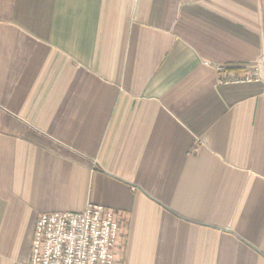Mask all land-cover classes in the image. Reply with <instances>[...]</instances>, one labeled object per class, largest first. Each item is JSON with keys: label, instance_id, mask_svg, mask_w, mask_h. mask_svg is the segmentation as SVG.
Masks as SVG:
<instances>
[{"label": "crops", "instance_id": "1", "mask_svg": "<svg viewBox=\"0 0 264 264\" xmlns=\"http://www.w3.org/2000/svg\"><path fill=\"white\" fill-rule=\"evenodd\" d=\"M88 204L115 264H264V0H0V264Z\"/></svg>", "mask_w": 264, "mask_h": 264}, {"label": "built area", "instance_id": "2", "mask_svg": "<svg viewBox=\"0 0 264 264\" xmlns=\"http://www.w3.org/2000/svg\"><path fill=\"white\" fill-rule=\"evenodd\" d=\"M260 80L259 65L253 76L233 79ZM119 229L115 212L99 205L88 204L80 213L42 214L35 226L30 264H115Z\"/></svg>", "mask_w": 264, "mask_h": 264}]
</instances>
